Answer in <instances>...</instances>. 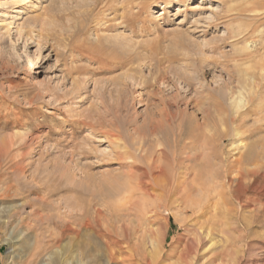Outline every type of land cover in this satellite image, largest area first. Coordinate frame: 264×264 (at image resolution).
Listing matches in <instances>:
<instances>
[{
	"label": "rangeland",
	"instance_id": "374dc122",
	"mask_svg": "<svg viewBox=\"0 0 264 264\" xmlns=\"http://www.w3.org/2000/svg\"><path fill=\"white\" fill-rule=\"evenodd\" d=\"M3 2L0 0V207L5 217L0 219V264H44L43 254L52 252L59 259L67 237L50 243L67 227L78 226L70 217L75 211H86L97 226L93 216L100 209L102 231L110 230L118 237V223L110 217L134 200L130 190L119 191V186L136 181L125 172L130 163L140 165L137 155L144 147L142 132L149 130L148 117L177 115L176 121L183 119L185 128L190 114L201 119L195 110L201 106L196 105V98L207 95L208 86L217 87L227 77L226 71H233L247 85L254 74L264 75V0ZM225 9L231 10L230 15L222 13ZM250 105L254 110L264 107V94ZM227 111L223 119L228 124L236 112L233 108ZM250 115L245 128L252 135L245 132L223 138L218 150L229 159L236 158L246 153L242 144L258 136L260 144L251 153L263 164L264 120L257 122L259 115ZM163 124L168 132L167 123ZM224 125H217L216 133H223L224 127L231 130L230 124ZM161 133L151 138L155 149L161 147L159 142L164 143V130ZM237 137L245 138L242 143H232ZM255 166L247 168L259 169ZM226 195L218 206L229 207L223 204L228 201ZM191 197L197 199L198 195ZM139 201L143 204L139 211H156L155 227L167 220V242L183 232L173 212L184 211L185 204L172 200L159 205L151 197ZM227 230L222 239L232 243L236 233ZM90 231L82 240L92 244L95 235ZM252 232L244 244L256 250L249 258L255 254L251 259L261 262L264 227L256 225ZM35 237L44 252L29 261L28 244ZM235 244L238 252L241 243Z\"/></svg>",
	"mask_w": 264,
	"mask_h": 264
},
{
	"label": "bare ground",
	"instance_id": "6f19581e",
	"mask_svg": "<svg viewBox=\"0 0 264 264\" xmlns=\"http://www.w3.org/2000/svg\"><path fill=\"white\" fill-rule=\"evenodd\" d=\"M13 1L4 0L3 3L7 4ZM164 3H166L165 0ZM230 12V9H225L222 13L228 15ZM226 72L227 77L223 81L221 80V83L218 82L217 87L208 86L210 92L205 96L199 94L196 98L198 102L196 105H201L195 106V110L201 115L200 120L196 114H190L188 121L184 123V128L183 119L176 121L177 115H164V119L163 117H148L149 130L147 129V133L142 132L144 147L139 149L140 153L137 155L140 165L135 162L130 163L125 172L129 177H136V181L133 182V185L121 184L119 186V191L126 188L130 190V197L134 196V200L131 201L127 209L120 211V207L110 217V220L118 223L120 229L118 237H114L110 230L102 231L100 226L103 212L100 209L94 211L93 216V221L98 227L91 223L86 211L79 213L78 210L79 214H75V211L73 216H69L77 221L78 226L67 227L61 232L59 238H55L50 243L52 246L59 242L60 238L67 237L66 243H63L64 252L59 256L56 255L59 259H54V252L44 253L43 258L46 261L44 264H56L57 260L59 264H264V259L262 261L261 257V262L251 259L256 256L255 254L249 258L250 254L256 250L254 246L249 247L244 244L246 238L251 235L254 226L264 227V163L258 162V159L251 153L260 144L256 139L258 136L244 142L240 148L246 153L244 152L245 154H240L236 158L229 159L218 150L220 140L222 141L223 138L239 137L241 133L245 132H248L249 136L252 135L251 129L245 128L250 122L248 119L250 114L259 115L258 119L256 117L257 122L264 120V116L260 114L264 111V107H257L254 110L255 108L252 109L251 105L247 106L248 103L252 104L260 94H264V75L254 74L251 83L247 85L242 82L240 77L236 78L233 71ZM229 108L235 109L236 114L229 112L234 117H230L228 119L230 123L227 124L223 118L228 112L227 110H230ZM256 119L253 121L255 122ZM164 122L169 127L168 132L164 129ZM219 124H230L231 130L225 131V127L220 126L224 132L216 133ZM108 126L111 127L110 124ZM243 127L245 129L241 130ZM256 128L260 129L259 126ZM134 130L139 134L141 132L137 128ZM163 130L164 143L159 142L158 145L161 147L155 149L156 147L152 146L151 138L156 137L160 132L163 133ZM243 139L231 140L232 143H242ZM234 148H236L235 145ZM204 150L206 151L204 152ZM252 164L253 166L257 165L259 169L247 168ZM193 193L198 195L197 199H192L191 194ZM224 194H227L228 201L225 200L223 204L229 205V207L218 206L219 200L223 198ZM140 197H151L157 203L159 202V205L162 201L171 202L172 200L183 203L182 205L185 204L184 211H177L178 214L173 212L175 222L183 232L176 235L171 242H167L169 233L167 220L164 218L163 222L155 227L158 215L155 216L156 211L154 210L139 211L140 206L143 205L139 201ZM151 201L153 202V200ZM163 205L165 206V204ZM221 207L223 210L218 211ZM3 217H5V211H1L0 207V219ZM227 228L236 233V236H231L232 243H241L238 252L234 251L235 243L228 242L229 239L226 238L222 239L223 235L221 234L228 232ZM89 230L95 235L92 244L82 240V236H89L87 232ZM253 237L256 236L253 235ZM90 238L92 239V237ZM28 245L29 261L44 252L37 237ZM55 249L58 250V248Z\"/></svg>",
	"mask_w": 264,
	"mask_h": 264
}]
</instances>
